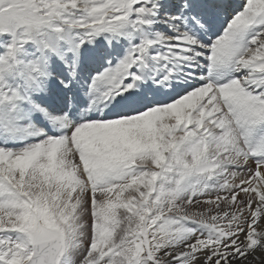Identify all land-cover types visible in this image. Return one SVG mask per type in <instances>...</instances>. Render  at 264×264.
<instances>
[{"label":"snow or ice","instance_id":"obj_1","mask_svg":"<svg viewBox=\"0 0 264 264\" xmlns=\"http://www.w3.org/2000/svg\"><path fill=\"white\" fill-rule=\"evenodd\" d=\"M0 264H264V0H0Z\"/></svg>","mask_w":264,"mask_h":264}]
</instances>
